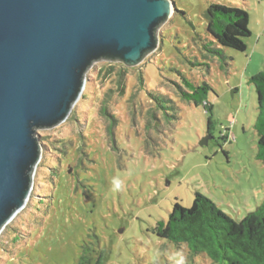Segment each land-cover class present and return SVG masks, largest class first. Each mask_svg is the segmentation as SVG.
Segmentation results:
<instances>
[{
    "label": "rangeland",
    "instance_id": "obj_1",
    "mask_svg": "<svg viewBox=\"0 0 264 264\" xmlns=\"http://www.w3.org/2000/svg\"><path fill=\"white\" fill-rule=\"evenodd\" d=\"M172 1L157 50L136 67L122 65L123 95L116 77L101 72L114 74L119 63L99 62L70 118L39 131L43 157L32 195L0 235V264H215L160 238L159 222L176 202L190 208L197 193L238 221L264 202L258 96L250 82L264 73V0ZM213 4L248 12L247 51L224 48L222 60L204 49L213 41L206 30ZM178 72L213 88L212 113L181 99ZM110 89L111 136L101 112ZM150 93L174 109L165 115Z\"/></svg>",
    "mask_w": 264,
    "mask_h": 264
},
{
    "label": "water",
    "instance_id": "obj_2",
    "mask_svg": "<svg viewBox=\"0 0 264 264\" xmlns=\"http://www.w3.org/2000/svg\"><path fill=\"white\" fill-rule=\"evenodd\" d=\"M172 0H0V235L26 208L40 130L66 122L99 62L140 65Z\"/></svg>",
    "mask_w": 264,
    "mask_h": 264
},
{
    "label": "trees",
    "instance_id": "obj_3",
    "mask_svg": "<svg viewBox=\"0 0 264 264\" xmlns=\"http://www.w3.org/2000/svg\"><path fill=\"white\" fill-rule=\"evenodd\" d=\"M208 14L210 21L206 30L213 41L205 44L204 49L209 54L224 60V48L238 52L247 51L244 40L252 35L249 27L250 15L247 11L213 4L209 7ZM118 65L121 68L114 74L112 68H105L101 72L104 76L116 77L119 89L117 92L123 95L126 89L125 72L123 64ZM178 75L181 84L176 83V87L181 99L196 106H204L208 113H212L213 106L208 102V95L213 88L207 83L195 85L182 73L178 72ZM250 82L258 96L255 129L259 136L258 158L264 161V73L254 76ZM140 83L143 85V77H140ZM112 93L113 90L110 89L101 108L102 114L111 120L107 127L110 136L116 126V119L108 111ZM149 96L155 102V108L163 110L165 115L168 109H174L173 106H167L168 102H171L167 98L153 93ZM81 99H84V95ZM151 118L157 121L154 114ZM213 130L214 123L210 117L209 135ZM157 232L160 238L177 245L185 244L193 255L205 256L215 264H264V202L255 212L238 221L226 215L214 201L197 193L190 208L176 202L168 220L159 222Z\"/></svg>",
    "mask_w": 264,
    "mask_h": 264
},
{
    "label": "clouds",
    "instance_id": "obj_4",
    "mask_svg": "<svg viewBox=\"0 0 264 264\" xmlns=\"http://www.w3.org/2000/svg\"><path fill=\"white\" fill-rule=\"evenodd\" d=\"M113 187L116 190H119L122 187V182L119 179H114L112 181Z\"/></svg>",
    "mask_w": 264,
    "mask_h": 264
}]
</instances>
